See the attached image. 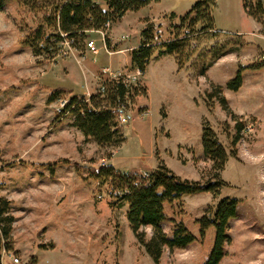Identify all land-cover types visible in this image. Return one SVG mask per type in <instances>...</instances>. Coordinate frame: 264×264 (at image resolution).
I'll return each mask as SVG.
<instances>
[{
	"label": "rangeland",
	"instance_id": "374dc122",
	"mask_svg": "<svg viewBox=\"0 0 264 264\" xmlns=\"http://www.w3.org/2000/svg\"><path fill=\"white\" fill-rule=\"evenodd\" d=\"M197 1L151 0L113 22L105 38L100 30H89L83 50L64 42L52 52L31 37L43 12L26 0H9L0 10V197L10 200L15 216L1 264H198L214 244L215 228L201 237L197 220L225 197L238 204L219 264H264V14H247L245 0H216L212 15L218 31L189 35L182 67L171 54L153 58L143 73L131 66V50L148 24L153 23L156 40L168 39ZM89 39L97 52L87 47ZM218 50L226 53L199 75ZM241 66L242 85L228 89ZM109 72L127 73L146 88L121 114L118 145L86 137L75 117L61 112V100L51 101L54 90L61 99L95 92ZM211 82L222 86L235 119L207 98ZM206 126L227 153L219 172L203 149ZM104 159L141 172L163 163L182 178L201 182L219 174L225 183L215 195L185 194L180 203L165 204L162 226L168 236L174 217L196 239L186 247H165L155 262L130 228L128 206L112 205L107 182L93 176ZM143 229L149 238L151 226Z\"/></svg>",
	"mask_w": 264,
	"mask_h": 264
},
{
	"label": "trees",
	"instance_id": "16d2710c",
	"mask_svg": "<svg viewBox=\"0 0 264 264\" xmlns=\"http://www.w3.org/2000/svg\"><path fill=\"white\" fill-rule=\"evenodd\" d=\"M9 0H0V10ZM151 0H26L33 10L43 12V19L32 32L33 41L45 43L46 51H55L57 46L66 40L70 46L84 49L87 32L92 29H102L107 22L112 25L118 22L128 11H136L150 3ZM216 0H198L182 18L180 25H175L172 37L156 40L151 27L146 26L141 35L138 47L131 50V66L145 72L146 67L156 56L166 54L174 55L179 67L183 66L181 54L187 47L188 37L197 32L218 31L214 25L212 8ZM244 9L247 14L259 18L264 14V0L255 3L245 0ZM195 13L188 24L186 32L181 36L180 29L185 21ZM200 24L199 28L196 25ZM109 39V36L107 37ZM34 46V43H32ZM62 46H59V51ZM38 51V48L37 50ZM226 51L218 50L210 54V62L205 64L199 75H204L206 68L223 56ZM242 66L236 75L230 79L226 86L231 90H238L243 83ZM212 88L206 92L207 98L216 99L232 118L236 114L229 106L222 93V86L211 82ZM101 89L92 92L89 99L84 95L73 94L69 97L63 114L75 117L74 125L86 137L94 139L99 144L118 145L123 141L118 113L126 110L130 99L140 93L146 92L140 83L125 82L122 77H108L101 83ZM51 101L61 98L60 92H52ZM238 127H241L238 124ZM202 143L205 154L214 162L217 172L223 169L227 160V153L215 132L210 126L203 128ZM93 176L99 181H106L108 194L112 205H127V219L132 232L145 248L148 255L159 262L165 247H186L196 236L188 229L184 221L173 217V235L168 236L162 226L166 218L165 204L180 203L182 196L197 192L219 193L225 181L214 175L206 182L182 178L174 173L165 164L158 165L148 172L138 170H121L113 164L100 165L92 169ZM1 185V183H0ZM10 200L0 197V260L3 251L10 250L9 242L15 216L11 213ZM236 198L225 197L221 199L212 213L200 217L197 222L200 226V235L204 237L210 226L215 228V241L209 253L198 264H219L225 255V244L230 241L227 234L230 219L237 215ZM145 226H151L152 234L147 237ZM1 264V261H0Z\"/></svg>",
	"mask_w": 264,
	"mask_h": 264
},
{
	"label": "built area",
	"instance_id": "2783aa9c",
	"mask_svg": "<svg viewBox=\"0 0 264 264\" xmlns=\"http://www.w3.org/2000/svg\"><path fill=\"white\" fill-rule=\"evenodd\" d=\"M110 27H111V24H110V22H107L106 24H105V27L104 28H102V29H98V30H100V32L102 33V35H103V37L105 38L106 37V34H108L107 32H108V30L110 29ZM65 43H68L69 45H70V41L69 40H66L65 41ZM104 46H105V48H106V50L107 51H109L110 52V50L111 49H109V47L106 45V42H104ZM87 47H89L92 51H94V52H97L98 51V48H97V45H96V42H95V40L94 39H89L88 41H87ZM63 48V47H62ZM63 49H61V51H62ZM117 51H120V52H124L123 50H117ZM106 70H107V68H105ZM134 69H136L137 71H138V73L140 72V73H143V71L142 70H140V69H138V68H134ZM123 76V80L125 81V82H133V83H140L141 84V82L140 81H134L132 78H131V76L129 75V74H127V73H111V72H109V76L108 77H111V78H117V77H122ZM104 90V88L103 87H101V91H103ZM92 94V92H87V96H86V94L84 95L85 97H86V99H89V97H90V95ZM57 100H61V102H60V105H61V107H60V110H61V112H62V110H63V108L66 106V104H67V102H68V99H61V98H59V99H57ZM123 112H125L124 110H120L119 111V113H118V117H119V120H120V117H121V114L123 113ZM108 162L104 159L103 160V162H101V165H105V164H107Z\"/></svg>",
	"mask_w": 264,
	"mask_h": 264
},
{
	"label": "crops",
	"instance_id": "0c3cea01",
	"mask_svg": "<svg viewBox=\"0 0 264 264\" xmlns=\"http://www.w3.org/2000/svg\"><path fill=\"white\" fill-rule=\"evenodd\" d=\"M163 56H165V55H163ZM167 56H169V55H167ZM152 60H153V58H152ZM152 60H151V61H152ZM151 61H150V62H151ZM88 92H90V90H89ZM86 94H87V93H86Z\"/></svg>",
	"mask_w": 264,
	"mask_h": 264
}]
</instances>
